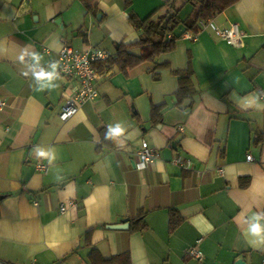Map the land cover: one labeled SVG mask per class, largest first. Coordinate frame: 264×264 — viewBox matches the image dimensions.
I'll return each mask as SVG.
<instances>
[{
    "label": "crops",
    "instance_id": "1",
    "mask_svg": "<svg viewBox=\"0 0 264 264\" xmlns=\"http://www.w3.org/2000/svg\"><path fill=\"white\" fill-rule=\"evenodd\" d=\"M165 1L0 0V95L8 101L0 110V264H90L93 248L104 257L128 252L132 264H262L264 243L250 242V228L264 229V107L255 106L257 96L264 105V0H238L213 15L221 28L239 24L241 46L181 24L175 47L156 59L162 66L100 71L98 96L59 118L75 83L59 70L61 49L114 53L116 43L140 38L129 12L145 18ZM193 15L194 5L182 4L179 17ZM53 62L58 86L37 90L43 82L34 73L52 72ZM189 67L197 94L181 101L175 70ZM164 103L154 121L153 105ZM116 124L121 136L103 135ZM143 139L158 156L140 168ZM171 210L183 217L173 232ZM141 215L147 228L132 230Z\"/></svg>",
    "mask_w": 264,
    "mask_h": 264
},
{
    "label": "trees",
    "instance_id": "2",
    "mask_svg": "<svg viewBox=\"0 0 264 264\" xmlns=\"http://www.w3.org/2000/svg\"><path fill=\"white\" fill-rule=\"evenodd\" d=\"M125 1L127 6H130L133 0ZM237 1L238 0H183L182 4L192 3L194 5V15L184 20L179 17V12L182 8V4H178L179 0L165 1L145 18H140L136 13L131 11L129 12V17L136 28L141 31L140 38L133 42L121 41L116 43L115 52L110 53L107 58L99 61L97 63V68L100 71L114 68L122 72H127L130 68L146 61L154 62L153 68H158L162 66V64L156 63L157 57L164 52L172 50L176 45L179 35L175 34V30L178 26L184 24L186 29L197 32L200 27V19H211L214 14L223 11ZM163 8L165 9L164 12L159 13ZM169 35L171 36L169 37ZM135 47L141 49L140 53L131 51V48ZM175 73L179 78V87L176 91V95L180 97L181 101L185 98H194L197 94V89L193 82L194 71L192 68L175 70ZM157 76L158 75L155 74L156 78ZM165 110L166 103L153 105L151 110L152 119L154 121L162 120ZM101 130L104 136L108 133L105 127H102ZM182 220L183 217L177 210H171L169 219L170 232H173ZM131 221L132 230L137 228L146 229L148 226L142 215ZM91 231L92 229L86 231L84 234V243L86 245L92 244ZM89 262L90 264H132L131 256L128 252H122L112 257H104L97 248H93L90 251Z\"/></svg>",
    "mask_w": 264,
    "mask_h": 264
},
{
    "label": "built area",
    "instance_id": "3",
    "mask_svg": "<svg viewBox=\"0 0 264 264\" xmlns=\"http://www.w3.org/2000/svg\"><path fill=\"white\" fill-rule=\"evenodd\" d=\"M199 26L201 29L212 28L220 37L227 40L234 46H241L242 30L239 24L233 23L229 27L221 28L216 22L211 19H200ZM197 33H187L186 36L195 39ZM171 35H169L170 37ZM110 53L99 46H90L87 48H75L71 45H65L60 53L58 59V66L61 73L74 79L73 94L65 98L62 110L59 113V118L62 121H67L79 109L80 104L86 100L94 99L98 96V89L95 85L97 79L102 75L98 70L97 62L107 58ZM264 96V93L262 94ZM8 105L5 97L0 95V110H3ZM183 130V127H180ZM136 155L139 158L138 165L140 168H145L153 163L158 156L157 150L150 146L147 140H142L140 146L137 147ZM248 160L253 157L251 154L247 155ZM175 163L184 164L186 167H191V160L183 159L178 156L173 159ZM45 163H38L36 168L40 171L46 169ZM219 173L223 174L224 169L220 168ZM66 209L65 204H62L61 210ZM190 253L202 258V253L197 247H191ZM264 264V258L262 260Z\"/></svg>",
    "mask_w": 264,
    "mask_h": 264
},
{
    "label": "clouds",
    "instance_id": "4",
    "mask_svg": "<svg viewBox=\"0 0 264 264\" xmlns=\"http://www.w3.org/2000/svg\"><path fill=\"white\" fill-rule=\"evenodd\" d=\"M32 58L34 60L38 61L40 59V56L37 53H33L32 54ZM19 59H20V61H23L24 56L21 55L19 57ZM56 67H57V64L53 62V64H52L53 71L52 72L41 71L39 73H34L35 78L37 80L43 82L41 84V87L38 88L37 90H41V89H44V88H55V87L58 86L56 84H52L51 83V81L58 79V73H56V71H55ZM256 99H257V103L255 104V106L257 108L264 107V105H261L258 102L259 96H257ZM248 106H251V104H249ZM124 131H125V129L122 128L120 124H116L114 127L110 126L107 138H113V137L121 136L124 133ZM38 155L41 156V157L51 156L50 153H46L44 151L38 152ZM52 158H54V156H52ZM250 232H251V235L255 238L254 240L250 241L251 243H254V244H256V243H264V229H262L258 224L252 225L251 228H250Z\"/></svg>",
    "mask_w": 264,
    "mask_h": 264
},
{
    "label": "water",
    "instance_id": "5",
    "mask_svg": "<svg viewBox=\"0 0 264 264\" xmlns=\"http://www.w3.org/2000/svg\"><path fill=\"white\" fill-rule=\"evenodd\" d=\"M190 103V101L189 100H186L185 102H184V104L182 105V107H185L186 105H188ZM123 226V224H118V225H114L113 227L114 228H121ZM235 264H248L247 262H246V260H244V259H238L236 262H235Z\"/></svg>",
    "mask_w": 264,
    "mask_h": 264
},
{
    "label": "bare ground",
    "instance_id": "6",
    "mask_svg": "<svg viewBox=\"0 0 264 264\" xmlns=\"http://www.w3.org/2000/svg\"><path fill=\"white\" fill-rule=\"evenodd\" d=\"M98 63V62H97ZM96 66H97V64H96ZM99 70V69H98ZM100 71V70H99ZM144 140V139H143ZM142 143V142H141ZM140 143V144H141ZM140 146V145H139ZM47 170V166H46V169L44 170V171H46ZM189 253H190V250H189ZM191 254V253H190ZM193 255V254H192Z\"/></svg>",
    "mask_w": 264,
    "mask_h": 264
}]
</instances>
